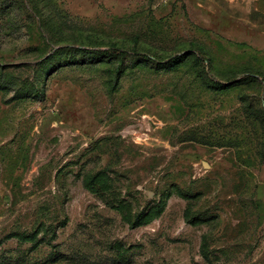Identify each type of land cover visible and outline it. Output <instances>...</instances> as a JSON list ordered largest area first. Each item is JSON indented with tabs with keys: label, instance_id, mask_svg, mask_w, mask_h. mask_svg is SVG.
<instances>
[{
	"label": "rangeland",
	"instance_id": "obj_1",
	"mask_svg": "<svg viewBox=\"0 0 264 264\" xmlns=\"http://www.w3.org/2000/svg\"><path fill=\"white\" fill-rule=\"evenodd\" d=\"M0 264H264V0H0Z\"/></svg>",
	"mask_w": 264,
	"mask_h": 264
},
{
	"label": "water",
	"instance_id": "obj_2",
	"mask_svg": "<svg viewBox=\"0 0 264 264\" xmlns=\"http://www.w3.org/2000/svg\"><path fill=\"white\" fill-rule=\"evenodd\" d=\"M148 196H151V194L149 193Z\"/></svg>",
	"mask_w": 264,
	"mask_h": 264
}]
</instances>
